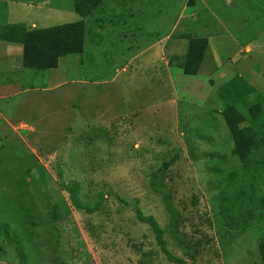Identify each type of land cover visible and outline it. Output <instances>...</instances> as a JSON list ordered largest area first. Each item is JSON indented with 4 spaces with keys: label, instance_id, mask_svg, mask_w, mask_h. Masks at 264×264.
<instances>
[{
    "label": "rangeland",
    "instance_id": "374dc122",
    "mask_svg": "<svg viewBox=\"0 0 264 264\" xmlns=\"http://www.w3.org/2000/svg\"><path fill=\"white\" fill-rule=\"evenodd\" d=\"M34 1L0 0V26L79 20L73 0ZM104 4L83 53L59 62L97 102L77 99L55 143H0V260L264 264V0H141L133 16ZM195 39L208 48L189 76ZM228 122L257 142L245 163Z\"/></svg>",
    "mask_w": 264,
    "mask_h": 264
},
{
    "label": "crops",
    "instance_id": "0c3cea01",
    "mask_svg": "<svg viewBox=\"0 0 264 264\" xmlns=\"http://www.w3.org/2000/svg\"><path fill=\"white\" fill-rule=\"evenodd\" d=\"M104 1L102 0L85 18L73 10L79 19L75 23H85L97 10H107L109 4H104ZM115 2L120 5H133L132 8L126 9L127 12L124 11L125 15L133 16L140 13L141 7L136 6L141 3V0H115ZM30 7L37 11H41L43 8L38 0L34 1ZM56 11L61 12L62 10L56 9ZM116 12L120 13L121 11ZM34 28L36 29L35 23L32 22L31 28L25 29ZM22 56V45L0 40V143L7 140L8 143L13 144V142H17L18 137L24 136L35 137L37 142L42 138L46 144L55 143L65 130L76 125L78 115H80V112L75 111L78 107L76 101L80 99V89L72 87L75 83L73 80L66 79V68L62 69L59 63L61 59L56 68L34 71L22 66ZM129 63L131 62L129 61ZM28 71L31 73H27ZM112 81L114 82V80ZM110 82L95 83L93 87L110 85ZM84 84L82 83V86H85ZM96 93L93 91L88 95L86 92V96L84 99H80L79 104L83 102L96 103L95 100L100 92ZM72 102L75 103L74 106L71 105ZM72 108L74 110L69 112ZM108 113L109 108L101 112L100 115L105 116ZM68 121L70 122L68 123ZM0 264L9 263L1 259Z\"/></svg>",
    "mask_w": 264,
    "mask_h": 264
},
{
    "label": "trees",
    "instance_id": "16d2710c",
    "mask_svg": "<svg viewBox=\"0 0 264 264\" xmlns=\"http://www.w3.org/2000/svg\"><path fill=\"white\" fill-rule=\"evenodd\" d=\"M102 0H74V10L83 18L93 11ZM83 22L56 26L49 29L26 30L22 25L1 26L0 40L17 43L23 46L22 66L34 71L50 70L57 67L58 61L69 55L83 53ZM208 48L205 39H195L190 43L188 58L184 65L186 75L194 76L201 57V51ZM235 117L241 118L235 109L231 110ZM234 141L233 154L245 163L257 149V142L249 131L237 129L228 122ZM145 220L154 229L156 234L160 230L152 218ZM260 254L264 257V241L259 245Z\"/></svg>",
    "mask_w": 264,
    "mask_h": 264
}]
</instances>
